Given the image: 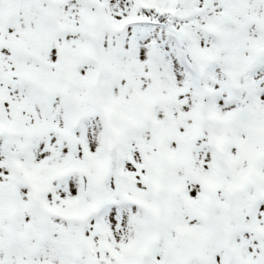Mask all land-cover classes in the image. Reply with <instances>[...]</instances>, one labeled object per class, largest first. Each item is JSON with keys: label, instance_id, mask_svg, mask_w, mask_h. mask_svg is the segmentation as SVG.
<instances>
[{"label": "snow or ice", "instance_id": "6c2138e0", "mask_svg": "<svg viewBox=\"0 0 264 264\" xmlns=\"http://www.w3.org/2000/svg\"><path fill=\"white\" fill-rule=\"evenodd\" d=\"M0 264H264V0H0Z\"/></svg>", "mask_w": 264, "mask_h": 264}]
</instances>
